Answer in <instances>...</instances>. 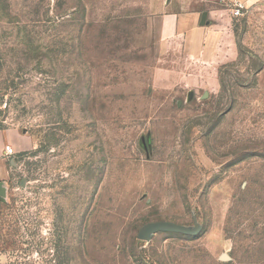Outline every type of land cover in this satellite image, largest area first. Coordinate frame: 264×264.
I'll return each instance as SVG.
<instances>
[{
	"label": "rangeland",
	"instance_id": "obj_1",
	"mask_svg": "<svg viewBox=\"0 0 264 264\" xmlns=\"http://www.w3.org/2000/svg\"><path fill=\"white\" fill-rule=\"evenodd\" d=\"M162 3L0 0V123L31 138L0 193L2 264H264L262 10L213 0L203 61L162 47ZM161 221L193 234L138 239Z\"/></svg>",
	"mask_w": 264,
	"mask_h": 264
},
{
	"label": "crops",
	"instance_id": "obj_2",
	"mask_svg": "<svg viewBox=\"0 0 264 264\" xmlns=\"http://www.w3.org/2000/svg\"><path fill=\"white\" fill-rule=\"evenodd\" d=\"M247 1L249 6H253L252 14L262 10V13L258 14L259 17L255 18L258 22L257 25L262 26V35H264V0ZM162 9L164 11L159 16L162 47L166 48L170 41L181 38L183 50L189 58L212 61L216 57L224 32L215 28L214 15L216 10L213 6V0H163ZM30 139L19 129L7 127L0 123L1 195L13 180V172L17 168L16 158L6 156V147L12 146L19 153L30 145ZM3 260L4 257L0 253V264L3 263Z\"/></svg>",
	"mask_w": 264,
	"mask_h": 264
},
{
	"label": "water",
	"instance_id": "obj_3",
	"mask_svg": "<svg viewBox=\"0 0 264 264\" xmlns=\"http://www.w3.org/2000/svg\"><path fill=\"white\" fill-rule=\"evenodd\" d=\"M193 97V95L191 96ZM182 104L179 103V107ZM160 232H175L182 235H191L193 234L188 228L171 223V222H152L145 225L138 234V239L142 241L150 242L153 238ZM222 261H228L229 257L227 255H223L221 257Z\"/></svg>",
	"mask_w": 264,
	"mask_h": 264
},
{
	"label": "built area",
	"instance_id": "obj_4",
	"mask_svg": "<svg viewBox=\"0 0 264 264\" xmlns=\"http://www.w3.org/2000/svg\"><path fill=\"white\" fill-rule=\"evenodd\" d=\"M218 2L225 8V10L234 19H246L250 17L253 13V6L248 5L247 0H218ZM8 103L4 102L1 109H7ZM6 156L8 158H17V152L14 147L7 146L5 149Z\"/></svg>",
	"mask_w": 264,
	"mask_h": 264
},
{
	"label": "trees",
	"instance_id": "obj_5",
	"mask_svg": "<svg viewBox=\"0 0 264 264\" xmlns=\"http://www.w3.org/2000/svg\"><path fill=\"white\" fill-rule=\"evenodd\" d=\"M2 202H1V200H0V204H1ZM15 232H17V234H18V230H16ZM3 251V250H2ZM2 251L0 250V253H2Z\"/></svg>",
	"mask_w": 264,
	"mask_h": 264
}]
</instances>
